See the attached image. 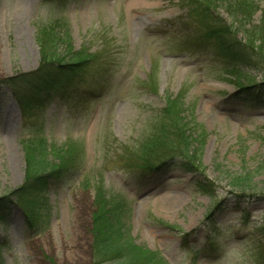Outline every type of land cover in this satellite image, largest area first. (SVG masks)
<instances>
[{
    "label": "rangeland",
    "instance_id": "374dc122",
    "mask_svg": "<svg viewBox=\"0 0 264 264\" xmlns=\"http://www.w3.org/2000/svg\"><path fill=\"white\" fill-rule=\"evenodd\" d=\"M242 1L217 0L213 15L238 29L258 24L264 1L250 0L255 13L238 24L241 14L230 8ZM56 21L66 25L69 52L94 57L69 82L73 105L55 95L26 118L4 80L18 86L20 74L39 66L38 28ZM56 31L65 44L63 28ZM204 32L185 0H0V197L25 179L23 140L42 138L50 153L73 142L77 152L27 205L40 214L35 225L9 198L0 264H95L99 179L126 198L120 224L128 237L168 264H264L254 258L264 250V68H242L252 87L239 88L233 62ZM58 51L67 54L65 45ZM168 99H178L187 132L198 135L200 166L130 169L123 148L137 145ZM197 182L210 185L209 194Z\"/></svg>",
    "mask_w": 264,
    "mask_h": 264
},
{
    "label": "trees",
    "instance_id": "16d2710c",
    "mask_svg": "<svg viewBox=\"0 0 264 264\" xmlns=\"http://www.w3.org/2000/svg\"><path fill=\"white\" fill-rule=\"evenodd\" d=\"M216 2L217 0H211V2L185 0V7L190 12V17L200 23L205 31V37L213 39L218 51L233 62L234 65L229 72L237 79L238 87L250 88L252 85L245 86L242 83L244 76H249L242 68H264V11L258 24L247 28L242 26L238 29L234 27V24H227L218 12L213 15V11L215 12L217 8L214 5ZM228 5L229 2L222 4V6ZM231 6L233 9L230 8V12L235 13L236 17L239 14L242 15L235 19L238 24L243 22L241 19L252 16L256 7L250 0H243L242 3L237 2ZM248 6H253L251 12ZM247 19L246 22L249 21ZM57 27H62L64 30L65 44L61 39L64 37H57L54 32ZM67 33L66 25L60 21L48 26L42 25L38 28L36 38L41 49L39 66L31 72L20 74L18 86L12 83V78L4 80L16 88V101L26 118L37 116L55 95L62 96L69 105L74 104L75 99L68 95L69 82L72 76L82 69L84 63H87L94 55L85 49L69 52ZM239 34L242 35L239 36ZM63 45L67 48L65 56L58 51ZM95 57L101 59L98 55ZM186 127L180 102L178 99H168L164 108L152 120L148 133L137 145L129 149L121 148L122 154H129L126 161L130 164V169L139 170L138 172L141 173H152L164 170V167L167 168L170 163L179 167L183 166L188 170L200 166V148L194 146V143H200L196 141L198 135L191 137ZM22 145L27 163L25 179L20 186L0 197V218H5L7 210L5 208L12 196L20 202L26 211L28 222L33 226L37 223L35 219L40 214L32 213L27 205H30L32 201H38L41 186L48 177L73 166L77 158L76 144L71 142L61 148L56 147L51 150V153L47 152L42 138L35 141L23 140ZM51 154L52 158L48 159ZM84 182L85 186H88L86 179ZM196 184L200 192L209 194L210 185L205 182ZM92 189L95 208L92 213L91 232L93 249L96 253L95 264H168L158 251L145 248L128 237V233L120 224L121 216L126 211V205L128 206L124 196L107 192L101 179L92 185ZM262 239L264 240V228ZM263 253L264 250L256 252L254 258L261 259L264 263ZM191 264L197 263L193 260Z\"/></svg>",
    "mask_w": 264,
    "mask_h": 264
}]
</instances>
